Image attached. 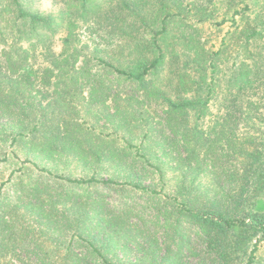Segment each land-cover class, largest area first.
<instances>
[{"label":"trees","instance_id":"obj_1","mask_svg":"<svg viewBox=\"0 0 264 264\" xmlns=\"http://www.w3.org/2000/svg\"><path fill=\"white\" fill-rule=\"evenodd\" d=\"M258 1L0 0V264H264Z\"/></svg>","mask_w":264,"mask_h":264},{"label":"rangeland","instance_id":"obj_2","mask_svg":"<svg viewBox=\"0 0 264 264\" xmlns=\"http://www.w3.org/2000/svg\"><path fill=\"white\" fill-rule=\"evenodd\" d=\"M60 4V0H40V7L43 10H51V9H56ZM258 5L264 6V0H259ZM230 20L225 21L220 28L214 25H204L203 27V40L205 41V45L207 47L211 48H217L219 45V42L221 40V37L225 33V31L230 27ZM86 34L82 33V39L84 40ZM54 48L55 50H59V42L58 40L55 41L54 43ZM211 110L215 112V107L212 106ZM17 264H21L20 262H17Z\"/></svg>","mask_w":264,"mask_h":264}]
</instances>
